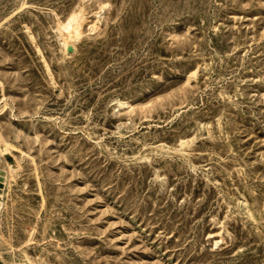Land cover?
I'll return each instance as SVG.
<instances>
[{
	"label": "rangeland",
	"instance_id": "rangeland-1",
	"mask_svg": "<svg viewBox=\"0 0 264 264\" xmlns=\"http://www.w3.org/2000/svg\"><path fill=\"white\" fill-rule=\"evenodd\" d=\"M0 264H264V0H0Z\"/></svg>",
	"mask_w": 264,
	"mask_h": 264
},
{
	"label": "bare ground",
	"instance_id": "bare-ground-1",
	"mask_svg": "<svg viewBox=\"0 0 264 264\" xmlns=\"http://www.w3.org/2000/svg\"><path fill=\"white\" fill-rule=\"evenodd\" d=\"M59 31L60 36L62 37L63 50H66L69 46L72 45L74 46V48H76V41L82 35L81 23L79 21L78 14H71L65 23H61L59 25ZM113 102L120 108L124 106V102L119 98H115Z\"/></svg>",
	"mask_w": 264,
	"mask_h": 264
}]
</instances>
